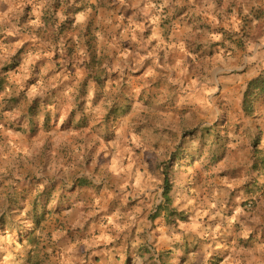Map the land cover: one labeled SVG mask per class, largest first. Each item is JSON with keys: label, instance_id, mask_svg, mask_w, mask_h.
Here are the masks:
<instances>
[{"label": "rangeland", "instance_id": "374dc122", "mask_svg": "<svg viewBox=\"0 0 264 264\" xmlns=\"http://www.w3.org/2000/svg\"><path fill=\"white\" fill-rule=\"evenodd\" d=\"M72 1L83 12L77 26H60L59 14L44 30L42 13L55 0H0V69L15 84L0 94V215L13 203L8 216L31 232L20 242L18 229H0V264H28L37 249L35 264H264V179L254 183L264 103L254 118L241 106L246 83L264 69V0ZM28 10L40 16L25 23ZM70 41L75 63L55 60ZM103 70L112 77L108 100L130 102L116 125L98 127L102 104L89 103V126L66 128L61 103L54 128L42 129L40 108L29 129L35 96L74 92ZM206 126L226 145L215 164L191 136L183 142ZM83 176L94 186L74 184ZM165 177L170 210L155 218ZM39 194L46 208L35 209L33 229Z\"/></svg>", "mask_w": 264, "mask_h": 264}, {"label": "trees", "instance_id": "16d2710c", "mask_svg": "<svg viewBox=\"0 0 264 264\" xmlns=\"http://www.w3.org/2000/svg\"><path fill=\"white\" fill-rule=\"evenodd\" d=\"M73 3L74 2L72 0H55V4L53 5V7L55 8L57 7V8L52 9V11L47 10L42 13V23L40 27L41 28L44 27V30L47 29V25L53 27L58 21L59 14L65 16L67 19L65 20V22L59 24L60 26L67 25L66 22H72L73 25L75 24V26H77L76 16L81 17L83 12L81 6H76V8H74ZM31 12L30 10H28V13L30 14L27 16V18L29 19L24 21L25 23L28 22L30 19L34 20L36 19V17L40 16L36 10H34L33 14H31ZM71 14H73V16ZM51 15L55 17L54 21L50 20ZM18 25L22 26L21 20L18 22ZM257 25L263 28L264 23L260 21L258 22ZM4 30L5 28H3L1 33H3ZM257 38H259V36L255 37L254 40H256ZM57 39H58V33H57ZM73 52H75V45L70 41L67 44V46L64 48L63 52H54V58L57 61L60 59L63 60L65 59L64 60L65 63L67 61L66 58H68L69 56L70 59L69 64L71 65L75 63L76 59L78 58V57L71 58L73 57L72 56ZM83 62H85V58L82 59V63ZM86 63L87 65H83V66L89 67L90 66L88 65L89 60ZM57 65L61 68L63 66V63L58 62ZM38 66H39L38 62H32L29 67L30 69H32V71L35 72L37 71ZM9 71L10 69H4V68L0 69V94H2L8 88H11L13 85H15L14 81L12 82L9 80ZM103 73L100 74L97 73L95 75L93 73L89 74L88 77L82 81L80 86L74 92H69L66 90V88L56 87L49 89L46 95L43 97L35 96L32 99V102L27 109L26 112L27 115L25 114L24 116L27 118L26 121L28 123L29 129L31 130L37 129L38 124L35 122L34 117L38 115V111L40 108H43L45 110L44 120L41 122L42 129L45 131H50L52 128H54V126H56L59 121L58 112L59 109L61 108V103L65 104L64 109L67 111V116L63 121V126H65L66 128L83 129L89 126L90 115L87 114L86 112V107L88 106L89 103L96 105L102 104L103 114L101 121L98 124V127H101L104 130H108L110 128V125H116L117 115L125 116L126 114L129 113L130 102L129 101L128 102L124 101L123 103L119 102L117 100V94L114 99L108 100L107 94L109 88H107L106 84L110 79H112V77L110 78V74H107L106 71L104 70ZM29 80L34 81V77L30 78ZM89 80H92L94 82V85H96L93 88V92H91V89L89 88L90 87ZM27 90L28 88L25 87L22 89L20 94L13 96L11 98V103L20 102L22 95H25ZM70 98H72V100H70ZM261 103H264V69L257 76L248 80V82L245 85L242 94V102H241L244 115L250 118L258 117L259 106ZM206 127L207 128L205 130L200 131L199 138H195V134L193 135L188 134L187 136L184 137L183 142L187 141L189 136H191L190 138L191 142L195 141L200 144L201 150H199L198 152L199 157L200 158L203 157L202 149H207V152L209 154L207 158L210 160V163L215 164L221 161L222 158L224 157V154L226 153V145L224 144L225 142L223 138L219 136L215 131H213L212 127L209 126ZM177 150L183 151V145L177 147L176 151ZM172 155L175 156V160L177 161L182 158V154L180 153L179 154L173 153ZM188 156L194 157L191 154ZM255 171L258 179L260 180H254V183L255 185H258L261 182V180L264 179V156H261V158H259V162L255 164ZM164 180H165V186L163 191V202L158 205L156 209V215L154 216L155 218L159 217L162 213H164L165 216L168 215L170 210L171 185L169 183L168 177H165ZM74 184L80 187L94 186L93 181L90 180L88 177H84V176L77 178L76 181H74ZM40 194L33 201V208H32L33 210L31 214L32 218H30L32 219V222L34 224L33 229L40 227L41 224V220L37 217V214H35L36 212H34L35 209L37 211L38 208H43V209L46 208V205L41 200V197L43 196V192L41 194L42 196ZM20 198H24V196L21 195L19 196V198H14L15 202L19 203L18 199ZM12 207H13V203L10 204V208L6 213L4 212L0 215V229H2L3 231H8V230L13 231L14 229H18L19 241L24 242L25 240H27L31 232L30 230H23L24 228L22 224H20L18 221L16 223L13 222L12 218L8 216V213L12 211ZM36 251H38V249ZM36 251L28 252V256L26 259L28 264H35L37 261H41L40 256H36L37 255Z\"/></svg>", "mask_w": 264, "mask_h": 264}, {"label": "crops", "instance_id": "0c3cea01", "mask_svg": "<svg viewBox=\"0 0 264 264\" xmlns=\"http://www.w3.org/2000/svg\"><path fill=\"white\" fill-rule=\"evenodd\" d=\"M81 18H83V16H81Z\"/></svg>", "mask_w": 264, "mask_h": 264}]
</instances>
